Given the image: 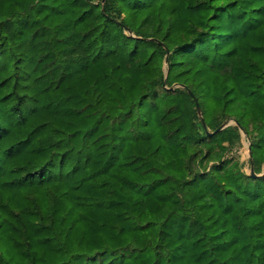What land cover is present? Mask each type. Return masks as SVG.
Returning a JSON list of instances; mask_svg holds the SVG:
<instances>
[{"label": "trees", "instance_id": "obj_1", "mask_svg": "<svg viewBox=\"0 0 264 264\" xmlns=\"http://www.w3.org/2000/svg\"><path fill=\"white\" fill-rule=\"evenodd\" d=\"M243 138L264 0H0V264H264Z\"/></svg>", "mask_w": 264, "mask_h": 264}, {"label": "water", "instance_id": "obj_2", "mask_svg": "<svg viewBox=\"0 0 264 264\" xmlns=\"http://www.w3.org/2000/svg\"><path fill=\"white\" fill-rule=\"evenodd\" d=\"M103 1H104V0H101V2H103ZM194 101H195V106H196L197 113L200 114V108H199V105H198L196 99H194ZM201 121H202V124L205 126L204 120L201 119ZM231 123H235V124H236V121H235V120H231V121L224 122V123H222V124L220 125V127H219L218 129H220V128H224L225 126H227L228 124H231ZM218 129H217V130H218ZM239 129L241 130V128H239ZM247 149H248V155L250 156V146H249V144H247ZM248 173H249L251 176H260V175L264 174V171H262L261 173H256V171H255V169H254V165H253L252 161H250V165H249V171H248Z\"/></svg>", "mask_w": 264, "mask_h": 264}, {"label": "rangeland", "instance_id": "obj_3", "mask_svg": "<svg viewBox=\"0 0 264 264\" xmlns=\"http://www.w3.org/2000/svg\"><path fill=\"white\" fill-rule=\"evenodd\" d=\"M247 144H248V141L243 138L241 145L238 147V149L236 151V154L244 162L243 169L245 171H249V168H248V157H249V155H248ZM262 171H264V164L262 165Z\"/></svg>", "mask_w": 264, "mask_h": 264}]
</instances>
